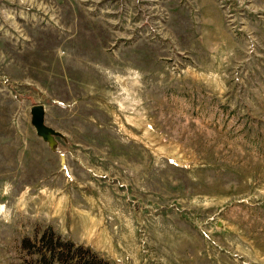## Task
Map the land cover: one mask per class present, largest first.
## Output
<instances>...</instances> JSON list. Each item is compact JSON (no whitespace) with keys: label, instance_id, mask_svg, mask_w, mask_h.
Here are the masks:
<instances>
[{"label":"rangeland","instance_id":"1","mask_svg":"<svg viewBox=\"0 0 264 264\" xmlns=\"http://www.w3.org/2000/svg\"><path fill=\"white\" fill-rule=\"evenodd\" d=\"M48 228L108 264H264V0H0V264Z\"/></svg>","mask_w":264,"mask_h":264},{"label":"trees","instance_id":"2","mask_svg":"<svg viewBox=\"0 0 264 264\" xmlns=\"http://www.w3.org/2000/svg\"><path fill=\"white\" fill-rule=\"evenodd\" d=\"M39 242L47 246L43 253L37 251L39 252L37 254L40 264H108L107 261H104L89 248L63 238L51 228L42 233ZM31 244L29 239H25L22 247L28 249ZM34 247H36V244H34Z\"/></svg>","mask_w":264,"mask_h":264},{"label":"water","instance_id":"3","mask_svg":"<svg viewBox=\"0 0 264 264\" xmlns=\"http://www.w3.org/2000/svg\"><path fill=\"white\" fill-rule=\"evenodd\" d=\"M30 116H31V125L35 130L37 137H39L44 143H46L49 149L53 153H59L61 156L62 163L64 162V158L62 155V151L59 147L57 138L62 139L65 143V137L53 130L52 128L48 127L45 124V110L42 105H34L30 108ZM220 226V225H219Z\"/></svg>","mask_w":264,"mask_h":264}]
</instances>
